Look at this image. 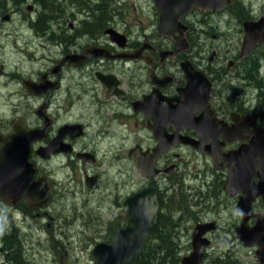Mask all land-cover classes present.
I'll return each mask as SVG.
<instances>
[{
  "label": "flooded vegetation",
  "instance_id": "af4514ba",
  "mask_svg": "<svg viewBox=\"0 0 264 264\" xmlns=\"http://www.w3.org/2000/svg\"><path fill=\"white\" fill-rule=\"evenodd\" d=\"M29 1L22 0L21 4ZM237 3L233 0L232 4L215 12L201 11L193 6L180 17L181 24L173 27V30L184 32L185 40L179 42L158 32L160 17L154 0L155 31L152 34L141 27L137 34H134L135 26L120 27L118 19L109 12L106 23L93 22L99 15L85 9L80 11L83 15L79 12L68 14L64 1L62 14L55 19V25L49 22L35 24L39 16L36 17L30 27L43 40L41 46L45 43L47 48L58 50L42 57V70L21 78L32 100L31 106L35 100H40L33 109L36 118L33 123L24 124L21 119L16 121H21L27 128H44V137L32 142L29 156L35 168L34 179L43 178L47 190V201L42 207L48 208L54 202L59 187L62 194L67 192L66 195L75 198L80 196L86 203L89 200L107 201L109 197L99 195L102 183L114 182L115 169L117 174L128 175L131 163L137 171V187L113 200L118 210L108 219L105 232L99 231L98 238L104 240L101 242L110 241L107 228L117 217H124L120 221L121 227L127 225L123 206L132 195L154 188L162 198L158 213L163 205L172 206L173 191L178 189V182L186 183L192 176L190 167L196 168L195 178L201 187L196 190L193 185L194 191H191V184H185L182 186L184 191L189 190L190 196L196 194L194 199L201 197L199 194H224L235 202L236 207L241 192L230 196L224 190L227 176L237 164L232 156L239 147L249 144L259 127L264 129V121L258 118L257 105L246 94L241 96L235 85L230 84L234 95H224L222 91L226 81L234 78L257 94L254 84L257 80L264 81V41L256 42L254 48L241 54L246 32L244 23L261 19L264 23V15L253 16ZM116 11V15L121 17L122 10L116 8ZM12 12L9 9V19ZM198 16L216 17V20L198 32L196 22L202 21L197 19ZM113 30L117 34L112 33ZM196 32L199 39L193 37ZM208 32L216 39L215 42H208L210 36H202ZM121 54L123 56L116 57ZM25 81L36 86L38 92L29 90ZM74 106L79 111H74ZM38 108L43 109L41 115L37 114ZM16 121L11 129L0 132H12ZM239 136L245 139L240 140ZM126 143H129L127 151L117 157L123 165L119 163L115 167L109 159H114L117 149L110 148L108 152L104 147L122 144L124 148ZM138 146L141 151L132 154ZM158 149L161 152L155 154L151 165L144 167L149 174L142 175L132 155L140 161H149ZM40 150L44 157L39 155ZM213 157L219 168L214 166ZM201 161L205 168L201 167ZM58 173L61 178L57 177ZM84 190L88 194L85 195ZM0 205L1 212L4 206H8L3 200H0ZM252 206L255 213L264 216V202L260 197ZM14 207L29 208L24 200ZM36 209L39 211L40 208ZM109 212L112 214V209ZM194 217L195 224L214 222V230H219L216 220L203 219L199 214ZM259 218L264 217L254 216L247 225L255 226ZM97 222H102L101 214L97 215ZM241 222L242 216L238 213L234 231ZM214 230L206 232L209 240V236L216 232ZM208 247L204 248V256ZM249 248L256 255L258 245ZM257 263L262 264L258 257Z\"/></svg>",
  "mask_w": 264,
  "mask_h": 264
},
{
  "label": "rangeland",
  "instance_id": "374dc122",
  "mask_svg": "<svg viewBox=\"0 0 264 264\" xmlns=\"http://www.w3.org/2000/svg\"><path fill=\"white\" fill-rule=\"evenodd\" d=\"M38 1L30 0L28 3L15 5L14 0H7V4L4 5L14 12L6 21H2V17L8 14L9 9L7 12L5 9L1 13L3 7L0 6V66L3 70L0 75V130L2 132L11 129L12 123L17 119H21L24 124L34 122L36 118L33 116V109L36 108L40 99L35 100L34 105L31 106L32 100L28 97L21 78H27L32 72L42 70L44 65L42 57L58 50L57 48H47L45 43L44 46H41L43 40H40L30 27V24L41 13ZM109 1L110 5L107 6V10L115 15L120 27L133 28L135 26L134 34L140 32L139 27L151 34L155 31L153 0ZM236 1L253 16L264 15V0ZM66 5V13H81V9L68 8V3ZM27 7H32V9L28 10ZM116 8L122 10L121 17H118L120 14L116 15ZM197 19L203 21L196 22L195 27L199 32L207 27V23L215 22L216 17L198 16ZM56 20L49 19V23L53 25ZM197 34L196 32L193 37L196 38ZM210 34L208 32L202 36L206 38L210 36L207 38L208 42H215L216 39H213ZM231 42L237 43L236 40H231ZM262 72L264 73V66ZM229 84L235 85L241 96L244 94L248 98L256 96L255 90L249 89L241 82L240 85L234 78L226 81V85L222 87L224 95L235 94L234 89L229 88ZM81 109L84 110V107ZM74 111H79L78 107L74 106ZM131 135L133 136V134ZM128 145L129 143H126L124 148L122 144H109L104 147L108 152L110 148L117 149L114 159H109L115 167L122 163V160H118L117 157L127 151ZM130 145L132 146L133 143L131 142ZM200 164L202 168H205L202 161ZM40 165L44 166L42 161H40ZM134 169L133 163H131L129 171L127 170L128 175L124 173L125 176L122 173L117 174L115 169L114 182L104 181L102 183L99 195L109 197L110 199L107 201L89 200L86 203L80 196L75 198L66 195L67 192L62 194L58 186L57 196L48 208L41 207L38 211V209L4 206L3 212L0 213V222L3 225L0 228V264H23V262L26 264H94L91 251L96 243L104 241L98 238L99 231H101L100 233L105 232L108 219L113 217L118 210V206L113 204V200L137 187V171L135 172ZM189 170L192 172L191 179L189 178L183 184L178 182V189L175 188L176 191H173L172 200V208L175 209L173 213L178 223L177 230L179 229L178 243L181 257L191 251L190 234L196 222L194 216L199 214L203 219L216 220L219 227L218 231L214 230L216 232L209 236L211 246L205 250L207 253L202 258V264H207L210 259L217 257L234 259L237 264H258L254 251L243 246L235 234L234 223L238 219L235 202L227 199L224 194L208 197L212 199L208 204L201 194H199L201 197L194 199L196 194L190 196L189 190H185L186 195L183 188L185 184H191V191H194L193 185L196 190L201 187L200 181L195 178L196 168L190 167ZM57 177L61 178L62 175L58 173ZM205 190L208 194V189L205 188ZM84 193L86 195L88 191L84 190ZM110 209H112V214L109 212ZM98 214L102 216L101 223L97 222ZM13 247L17 254L12 251ZM19 252L21 255L18 254ZM13 257L17 261L12 260Z\"/></svg>",
  "mask_w": 264,
  "mask_h": 264
},
{
  "label": "water",
  "instance_id": "95a60500",
  "mask_svg": "<svg viewBox=\"0 0 264 264\" xmlns=\"http://www.w3.org/2000/svg\"><path fill=\"white\" fill-rule=\"evenodd\" d=\"M159 9V25L157 30L164 36H170L176 42L184 41V32L177 28L180 17L184 16L193 6L201 11H220L232 4L233 0H154ZM9 19V14L2 17V21ZM169 25L171 30H169ZM263 20L259 22H245V36L241 54H246L254 48L256 42L264 41ZM186 27L183 28L185 30ZM117 34V32L112 31ZM123 56L116 55V57ZM191 73V71H189ZM26 87L32 92H38L36 86H31L29 81H25ZM208 96L206 98V103ZM208 104V103H207ZM43 109L38 108L37 114ZM243 119H251L244 117ZM241 128V126H239ZM44 137V128H27L21 121H16L12 126V132L4 134L0 132V200L6 204L15 206L19 201L24 200L31 209L41 208L47 201V190L43 183V178L34 179L35 168L29 161L30 147L35 140ZM244 140L245 137H238ZM233 140V139H230ZM229 140V141H230ZM141 151L136 147L133 151ZM161 150L150 156L149 161L138 159L132 155L137 170L142 175L149 172L144 167H149ZM210 152V151H208ZM39 155L44 154L39 151ZM236 158V167L230 170L226 183L225 192L234 196L241 192L236 203V210L242 216V222L236 227L235 233L240 243L245 247L258 245L256 255L259 262L264 264V218H259L255 226H248L250 218L264 217L262 214L253 211V202L260 197L264 202V129L259 127L258 132L249 141L248 145H243L236 150L232 156ZM151 159V160H150ZM216 168V158L213 157ZM258 167V169H257ZM254 178L257 181H254ZM151 194L150 198L147 197ZM162 204V198L155 193V189L149 188L140 191L124 201L123 209L127 213V225L120 226V221L124 217H117L107 228L109 242H98L91 251L94 264H128L132 258L144 251L147 241L154 229L155 215ZM1 212V205H0ZM262 220V221H260ZM215 229L214 222L196 223L191 233L192 251L181 258V264H200L204 256V248L210 244V240L205 236L206 232Z\"/></svg>",
  "mask_w": 264,
  "mask_h": 264
},
{
  "label": "trees",
  "instance_id": "16d2710c",
  "mask_svg": "<svg viewBox=\"0 0 264 264\" xmlns=\"http://www.w3.org/2000/svg\"><path fill=\"white\" fill-rule=\"evenodd\" d=\"M21 1L14 0V3L15 5H20L22 3ZM62 1L68 3L69 8L88 9L93 15L98 14L99 18L93 22L106 23L107 21L109 12L107 6L110 5L109 0H39L38 3L41 6V13L37 21H35V24H48L49 19L55 20L58 17L55 13L61 15V11L63 10ZM4 4H7V0H0V6L3 7L1 13L5 9L6 11L9 9ZM254 85L257 88L256 90H258L257 94L255 97H249V99L257 105L258 118L264 121V81L257 80ZM208 197L210 196H202V198L206 199L207 204L212 200ZM174 210L171 204L163 205L161 211L154 219L153 233L147 241L146 248L143 252L136 254L128 264H181L182 257L178 243L179 229L177 230L178 223L173 213ZM1 226L3 225L0 222V228ZM13 249L12 251L17 254L16 250ZM18 254L21 255L20 252ZM19 255L17 256L22 258ZM12 260L17 261L15 257ZM23 264L26 263L23 262ZM207 264H237V262L234 259L217 257L210 259Z\"/></svg>",
  "mask_w": 264,
  "mask_h": 264
},
{
  "label": "bare ground",
  "instance_id": "6f19581e",
  "mask_svg": "<svg viewBox=\"0 0 264 264\" xmlns=\"http://www.w3.org/2000/svg\"><path fill=\"white\" fill-rule=\"evenodd\" d=\"M244 13V12H243ZM246 98V97H245ZM210 256V255H209Z\"/></svg>",
  "mask_w": 264,
  "mask_h": 264
}]
</instances>
